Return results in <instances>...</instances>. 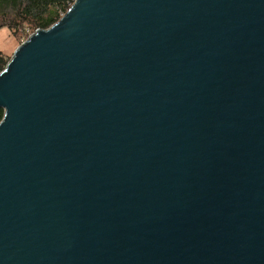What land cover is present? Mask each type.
Wrapping results in <instances>:
<instances>
[{"label": "water", "instance_id": "95a60500", "mask_svg": "<svg viewBox=\"0 0 264 264\" xmlns=\"http://www.w3.org/2000/svg\"><path fill=\"white\" fill-rule=\"evenodd\" d=\"M0 107V264H264V0H75Z\"/></svg>", "mask_w": 264, "mask_h": 264}, {"label": "trees", "instance_id": "16d2710c", "mask_svg": "<svg viewBox=\"0 0 264 264\" xmlns=\"http://www.w3.org/2000/svg\"><path fill=\"white\" fill-rule=\"evenodd\" d=\"M74 0H0V28L7 27L13 35L21 38L26 29H47L66 13ZM22 40V39H20ZM10 58L0 52V72L5 70ZM0 107V122L4 117Z\"/></svg>", "mask_w": 264, "mask_h": 264}, {"label": "rangeland", "instance_id": "374dc122", "mask_svg": "<svg viewBox=\"0 0 264 264\" xmlns=\"http://www.w3.org/2000/svg\"><path fill=\"white\" fill-rule=\"evenodd\" d=\"M64 14L65 13H63L61 17ZM22 35L23 33L19 34V37L16 38V36L13 35L7 27L0 28V52H2L4 55L8 56L11 59L16 48L21 44L20 39H23L21 38Z\"/></svg>", "mask_w": 264, "mask_h": 264}, {"label": "built area", "instance_id": "2783aa9c", "mask_svg": "<svg viewBox=\"0 0 264 264\" xmlns=\"http://www.w3.org/2000/svg\"><path fill=\"white\" fill-rule=\"evenodd\" d=\"M39 30H41L40 28H36L34 30H31V29H26V35L25 37L21 40V44H24L26 43V41L35 33H37ZM20 44V45H21ZM2 72H0L1 74Z\"/></svg>", "mask_w": 264, "mask_h": 264}]
</instances>
